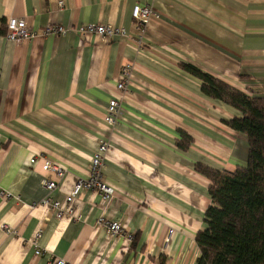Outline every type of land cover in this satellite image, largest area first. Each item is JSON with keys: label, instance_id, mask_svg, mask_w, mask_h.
I'll return each mask as SVG.
<instances>
[{"label": "crops", "instance_id": "obj_1", "mask_svg": "<svg viewBox=\"0 0 264 264\" xmlns=\"http://www.w3.org/2000/svg\"><path fill=\"white\" fill-rule=\"evenodd\" d=\"M136 4L155 11L143 46L120 35L43 33L103 23L131 35ZM13 17L36 36L17 43L0 34V264H196L212 203L196 164L234 171L247 163L249 142L226 123L241 112L205 95L181 65L264 97V0H0V19ZM127 63L128 94L111 126L108 105L120 99ZM102 142L114 197L82 190L72 204L79 219L57 217L42 200L66 208ZM45 159L67 170L51 193L44 177L59 178L43 170ZM102 219L121 222L124 234L110 236Z\"/></svg>", "mask_w": 264, "mask_h": 264}, {"label": "trees", "instance_id": "obj_2", "mask_svg": "<svg viewBox=\"0 0 264 264\" xmlns=\"http://www.w3.org/2000/svg\"><path fill=\"white\" fill-rule=\"evenodd\" d=\"M7 21L0 19V34ZM182 68L202 81V92L241 112L226 123L249 142L247 163L221 171L201 163L196 169L211 181L204 228L196 235V264H264V97L250 95L192 64ZM186 141V143H184ZM185 138L181 145H187Z\"/></svg>", "mask_w": 264, "mask_h": 264}, {"label": "built area", "instance_id": "obj_3", "mask_svg": "<svg viewBox=\"0 0 264 264\" xmlns=\"http://www.w3.org/2000/svg\"><path fill=\"white\" fill-rule=\"evenodd\" d=\"M60 5L63 6V1L60 2ZM155 14L153 6L151 4L140 5L136 4L133 8L132 15L134 19V31L130 35L125 28L120 27L116 28L111 24L103 23H89L83 24L77 28H66L58 24L48 25L45 27L43 33L45 35L56 34V35H66L70 32H77L81 36H87L89 34H95L104 40L110 39L113 36L120 35L133 38L140 46H143L145 35L147 32L148 24L151 17ZM36 36V33L28 26L25 19L19 18H10L7 21V33L6 37L9 40L21 43L27 40L32 39ZM134 70V65L132 63L125 64L121 69L120 80L116 85V90L118 92L119 98H112L109 102L105 121L111 125L115 126L119 119L122 116V98L126 97L128 94V84L132 77ZM109 148L108 142H102L94 156L92 157L90 164V173L87 178L79 179L71 193L67 196L66 202L67 207L63 208L59 200L53 199L50 195L42 200L41 204L50 208L56 212L57 217L62 218L69 216L73 219H79V215L76 213V210L72 206L75 198L81 193L82 190H93L101 194L104 200L110 201L115 194V189L104 179L103 168L105 165V154ZM38 161L36 156H33L30 159V164H35ZM43 170L48 173L55 174L59 179L54 180L48 177H44L43 185L48 190V193H51L55 190L59 182H61L67 174L66 168L58 164L51 159H45L43 162ZM0 195L6 196V193L0 189ZM101 224H103L110 236H116L124 234L125 228L123 224L119 221H111L102 219ZM2 228L7 232H11L7 225L3 224ZM41 236V230L38 231L36 237L33 241V244L36 248V254L40 255L41 250L37 243V240ZM127 238L131 240L132 235H127ZM47 264H67L64 259L49 260Z\"/></svg>", "mask_w": 264, "mask_h": 264}]
</instances>
